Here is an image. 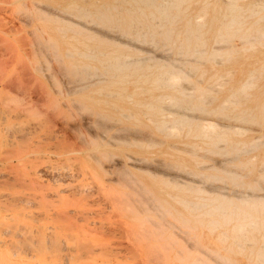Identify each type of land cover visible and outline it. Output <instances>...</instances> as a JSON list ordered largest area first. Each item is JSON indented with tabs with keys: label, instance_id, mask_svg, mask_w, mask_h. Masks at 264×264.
<instances>
[{
	"label": "rangeland",
	"instance_id": "rangeland-1",
	"mask_svg": "<svg viewBox=\"0 0 264 264\" xmlns=\"http://www.w3.org/2000/svg\"><path fill=\"white\" fill-rule=\"evenodd\" d=\"M105 1L0 0V264H264L259 219L199 214L264 211V0ZM83 42L129 66L77 71Z\"/></svg>",
	"mask_w": 264,
	"mask_h": 264
},
{
	"label": "bare ground",
	"instance_id": "bare-ground-1",
	"mask_svg": "<svg viewBox=\"0 0 264 264\" xmlns=\"http://www.w3.org/2000/svg\"><path fill=\"white\" fill-rule=\"evenodd\" d=\"M172 1L173 0H122V3H126V5H121L119 7H115L116 5L113 4L112 2H106L105 1L104 3H101V7H96L95 9H93L91 11L89 10V12H96V13H98L100 15H104V16H116V17L120 16V15H128L129 16V15L132 14L133 10L134 11L136 9L141 10V6L144 4V5H148V6H153V8L155 9V11L158 14L157 16H161V15H163L165 13L166 8L168 7V5ZM257 3L261 4L259 1ZM236 6H237V4L234 5V4H230L229 3L228 11L225 13V15L229 16V19H232L233 17H237V16L239 17V15H241L240 12H237L235 10ZM76 7H78V6H76ZM78 10L79 9H77V11ZM262 10H263V8H261L259 11L261 12ZM94 17H95V15H94ZM64 18H65V16H64ZM63 19L62 20L60 19V21L62 22ZM67 19H68V17H67ZM70 20H71V18H70ZM237 20H239V19H237ZM242 20H243V18H242ZM239 23H240V21H239ZM73 25L77 28L76 30H82L86 36L94 37V36H97L99 34V38L100 39H102V37L103 38L107 37V38H109L112 41H117L116 39L118 38V37H116V38L112 37L110 35H105L104 33H100V32H98V30L93 29V28L87 26L84 23L82 24V23L75 22ZM141 32H142V29L138 33H141ZM165 33H166V31H164V35H165ZM187 34L188 33H186V35ZM79 36H81V35H79ZM86 36L84 38H86ZM88 38L89 37H87V39ZM118 42L126 44V45H128V43H129L128 41L124 42L122 40H119ZM114 43H116V42H114ZM69 52L70 53H75L78 56V60L76 62H74V64L72 65L75 69H77V71H78V69H83V71L87 70L86 68H90V69L93 68L94 71H92V72L96 71L95 70L96 66L91 64L89 58L95 60L99 64V69H102L103 71L109 70L111 73L118 72L119 70L129 66V63H130V61H128L127 59H125L124 57H122L119 54H113V53H110L109 51L101 50V49L97 48L94 45L93 46L88 45L86 42L81 43L80 46L74 44L72 46V48L69 49ZM194 53H196V52H194ZM64 56H65V54H64ZM74 68H72V69L74 70ZM102 70H100V71H102ZM161 74H163V73L161 72ZM126 75H127V73H126ZM158 75H160V74H156L155 77H157ZM177 114L178 113L174 112L173 110H168L167 111V118H169V116H174V115H177ZM167 118L162 120V121H160L159 123L162 124L164 127H167V128H173L174 129V127H175L176 129H178L176 126L178 124L180 125V122H177L176 120H170V119L168 120ZM202 124H203L202 125L203 129L206 128L207 126H212L213 125V123H211V122H203ZM232 126L236 127L234 125H232ZM224 127L227 128V127H230V125H225ZM236 128H239V127H236ZM202 190H204L205 192L206 191L207 192H211L207 188L202 189ZM217 191H215V192H217ZM222 196L224 198H228L229 197L231 199L233 198V196L237 197L236 194H231V195L230 194L229 195L228 194H222ZM236 197H234V198H236ZM254 198H255L254 200H257V202H258V200L264 201V194H255ZM211 199L212 200L210 202H213L214 198H211ZM251 203L249 201L243 202V204H244L243 208H235V207L234 208H228V207H226L224 205H222V206L220 205V206H217V207L204 206V208L200 209V213L199 214H203L204 213V214H207V215H210V216H214V217H216V219L214 220L215 223H217V222L218 223H220V222L223 223V221H224L227 224V226L225 228L227 231L230 230V231H234L235 233H238L240 231H243V229L246 228V225H250V224L253 225V223L257 219H259L262 222V224L264 225V223H263L264 222V211L262 209L259 210L258 207L252 206ZM228 204H229V202H228ZM218 217H219V219H218ZM18 232H19V230H18Z\"/></svg>",
	"mask_w": 264,
	"mask_h": 264
}]
</instances>
